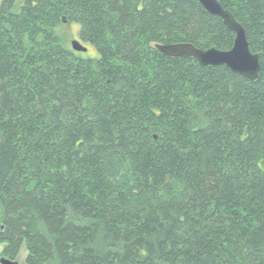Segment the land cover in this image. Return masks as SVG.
Instances as JSON below:
<instances>
[{
	"label": "trees",
	"instance_id": "16d2710c",
	"mask_svg": "<svg viewBox=\"0 0 264 264\" xmlns=\"http://www.w3.org/2000/svg\"><path fill=\"white\" fill-rule=\"evenodd\" d=\"M18 1L0 0V257L264 264V0H217L256 82L156 49L232 48L196 0Z\"/></svg>",
	"mask_w": 264,
	"mask_h": 264
},
{
	"label": "water",
	"instance_id": "95a60500",
	"mask_svg": "<svg viewBox=\"0 0 264 264\" xmlns=\"http://www.w3.org/2000/svg\"><path fill=\"white\" fill-rule=\"evenodd\" d=\"M207 14L222 21L224 27L233 33L234 42L229 51L217 49L201 50L190 44L157 45L156 49L163 55L178 59L190 58L204 67H225L233 73L241 75L251 82L259 78V56L252 54L247 43L243 28L234 20L217 0H196ZM75 52L85 49L78 43H72ZM0 264H19L5 258H0Z\"/></svg>",
	"mask_w": 264,
	"mask_h": 264
},
{
	"label": "rangeland",
	"instance_id": "374dc122",
	"mask_svg": "<svg viewBox=\"0 0 264 264\" xmlns=\"http://www.w3.org/2000/svg\"><path fill=\"white\" fill-rule=\"evenodd\" d=\"M24 0H19L17 2L18 5H21ZM79 31L80 26L77 24H70V23H62L55 29V34L58 37L60 41V45L62 48H64L67 51H70L74 53V55L82 60H97L98 54L95 51L93 47L90 45H84L79 42ZM78 42L80 45H82L85 49L84 52H74L72 49V43ZM2 247L0 245V254L2 252ZM25 252L22 250L18 256V258L15 260V262L19 264H24V258H25ZM1 258V257H0Z\"/></svg>",
	"mask_w": 264,
	"mask_h": 264
}]
</instances>
